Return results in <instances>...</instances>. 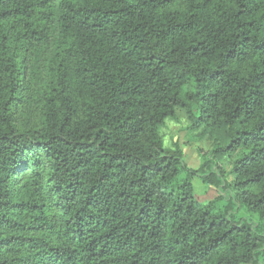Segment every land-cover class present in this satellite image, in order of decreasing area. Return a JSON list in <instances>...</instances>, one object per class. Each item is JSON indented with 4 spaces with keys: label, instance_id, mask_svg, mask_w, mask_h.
<instances>
[{
    "label": "trees",
    "instance_id": "obj_1",
    "mask_svg": "<svg viewBox=\"0 0 264 264\" xmlns=\"http://www.w3.org/2000/svg\"><path fill=\"white\" fill-rule=\"evenodd\" d=\"M53 27L41 120L21 130L20 57ZM179 111L216 137L212 162L164 147ZM193 178L217 198L198 203ZM262 256L264 0H0V264Z\"/></svg>",
    "mask_w": 264,
    "mask_h": 264
},
{
    "label": "rangeland",
    "instance_id": "obj_2",
    "mask_svg": "<svg viewBox=\"0 0 264 264\" xmlns=\"http://www.w3.org/2000/svg\"><path fill=\"white\" fill-rule=\"evenodd\" d=\"M55 28L51 30L49 38L42 44L27 45L21 54L20 61L23 67L21 89L18 94V101L15 106V124L21 130L34 129L41 120L40 97L42 84L45 78L46 66L51 56L52 40ZM190 123L183 111L177 112L175 119L165 122L161 129V136L165 148L178 146L183 153L185 164L191 169H196L207 161H213L212 153L218 144L216 137L212 134L203 133L200 129L190 130ZM220 168L226 180L232 181L230 162L227 159H220L213 162ZM193 195L200 204H207L215 200L217 191L204 184L200 178L192 179ZM19 197H24L25 190L18 188ZM18 197V198H19ZM247 217L252 222L257 221L242 211L237 216ZM26 236H42L43 232L33 234L25 233ZM259 264H264V256L260 257Z\"/></svg>",
    "mask_w": 264,
    "mask_h": 264
}]
</instances>
